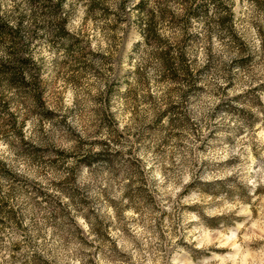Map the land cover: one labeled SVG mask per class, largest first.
Instances as JSON below:
<instances>
[{"label": "clouds", "instance_id": "9594fccd", "mask_svg": "<svg viewBox=\"0 0 264 264\" xmlns=\"http://www.w3.org/2000/svg\"><path fill=\"white\" fill-rule=\"evenodd\" d=\"M0 264H264V0H0Z\"/></svg>", "mask_w": 264, "mask_h": 264}]
</instances>
